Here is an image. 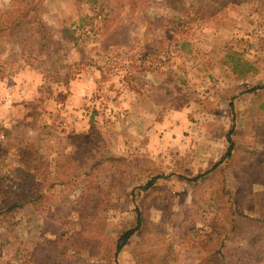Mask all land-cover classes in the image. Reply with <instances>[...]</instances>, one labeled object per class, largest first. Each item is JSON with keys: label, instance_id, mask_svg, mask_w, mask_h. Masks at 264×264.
Returning <instances> with one entry per match:
<instances>
[{"label": "rangeland", "instance_id": "rangeland-1", "mask_svg": "<svg viewBox=\"0 0 264 264\" xmlns=\"http://www.w3.org/2000/svg\"><path fill=\"white\" fill-rule=\"evenodd\" d=\"M36 2L43 54H28L26 23L0 52V201L30 185L29 143L44 200L6 223L18 242L0 264H137L167 248L170 264H199L218 230V246L250 252L264 234L248 223L264 212V0H0V22ZM137 206L155 233L115 260Z\"/></svg>", "mask_w": 264, "mask_h": 264}, {"label": "trees", "instance_id": "trees-1", "mask_svg": "<svg viewBox=\"0 0 264 264\" xmlns=\"http://www.w3.org/2000/svg\"><path fill=\"white\" fill-rule=\"evenodd\" d=\"M20 2L22 0H13L14 3ZM39 2H36L34 5L27 8L24 12L22 11L18 16L15 15V11H9L8 13L13 17L11 20L2 23L0 22V52L2 53L6 49L7 43L16 42L19 35L24 32V29L22 27L23 23H26L28 27V31H26V37L27 41L30 42V44L34 43V36H36V42H39V47H33L32 45L28 48L30 55H33L34 53H37V56L43 54L41 53L43 51V39L38 37V34H44L46 33L47 27L42 19V16L39 12ZM185 24V23H184ZM38 29V34L31 33V30ZM76 32V29L72 31L74 34ZM28 36V37H27ZM46 37V36H45ZM40 40V41H39ZM46 40V39H45ZM233 107V105H232ZM230 142V148L228 150V155L231 156V153L234 150L235 143L231 141ZM33 144L29 143L27 151H23L19 155L20 162L22 163V177H25V179H28L30 181V185L28 187H24L20 192V196H13L9 197L8 199H3L0 201V222L4 223V229L0 230V259L2 258L3 251L1 250L4 245L7 244V247H13L17 244L18 240L13 235V230L9 228L5 229L6 223H9L11 218L15 217L20 210L26 209V208H33L36 210L37 207L41 206L43 202L44 196L41 197L37 195L36 193V185L39 186V183H36L35 185L32 184V180H34L36 172L38 168H40L38 162V158L33 155L31 152V146ZM38 161V162H37ZM99 164V161H95L92 168H96ZM201 177V176H200ZM195 177L191 179V181H197L199 178ZM159 179V177H155L151 179L148 183L145 185H140L138 188H140L141 191H147L155 185L156 181ZM252 184V181L248 180L246 183V187L250 186ZM44 185H41L42 187ZM136 214H137V221L136 225L130 228L129 230L125 231L124 233H120L117 240L114 243V246L110 249L111 252H113V258L115 260L118 259V256L124 249L126 245H128L131 241L134 240L137 236L144 237L143 235L148 234V232H152V234L155 233V231H148L150 225L146 220L145 215L143 214L142 209H140L138 206L136 207ZM264 221V212L262 216L256 219H249L248 223L250 224H259L260 222ZM227 223L234 229V223L235 220H227ZM236 228V227H235ZM217 230V228H215ZM217 233V232H216ZM223 234V231L218 230V244L220 243L221 235ZM220 237V238H219ZM227 237L224 238V244L222 243V246H218V244L211 245L213 242V237L209 238L208 240L203 241V246L200 247L198 253L201 256L200 263L199 264H264V234L261 233L259 236V240L255 241L253 245L251 246V251L248 252L246 250L247 243H243L240 246L233 247V240L234 237H228V241H225ZM105 243V241H103ZM237 250H240L238 253H236ZM10 251V250H9ZM234 252V253H233ZM9 253V252H8ZM10 254V253H9ZM173 252L171 253L170 250L167 248L163 253L159 252H145L143 249H140L139 253L137 254V264H170L173 261L172 257ZM112 255L107 256L104 255V258L110 262L112 260ZM262 256V257H260ZM22 264H32L29 262H23Z\"/></svg>", "mask_w": 264, "mask_h": 264}]
</instances>
